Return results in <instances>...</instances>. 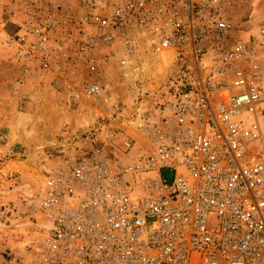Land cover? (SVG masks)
I'll return each instance as SVG.
<instances>
[{
  "label": "built area",
  "instance_id": "1",
  "mask_svg": "<svg viewBox=\"0 0 264 264\" xmlns=\"http://www.w3.org/2000/svg\"><path fill=\"white\" fill-rule=\"evenodd\" d=\"M248 1L84 0L71 17L46 0L5 35L71 104L98 100L107 64L137 93L118 146L75 147L27 200L37 264H264V0Z\"/></svg>",
  "mask_w": 264,
  "mask_h": 264
},
{
  "label": "rangeland",
  "instance_id": "2",
  "mask_svg": "<svg viewBox=\"0 0 264 264\" xmlns=\"http://www.w3.org/2000/svg\"><path fill=\"white\" fill-rule=\"evenodd\" d=\"M43 1L46 0H12L10 5V0H4L5 9L0 15L4 20L9 14L19 20L26 14L42 15ZM58 4L71 17L88 12L83 9V3L76 7ZM244 10H238L237 17ZM261 10L264 11V7ZM11 26L5 24L8 34L13 33ZM107 50L104 43H98L99 55L106 54ZM154 75V82L158 84L164 73L148 74ZM93 76L104 85L96 102L82 100L70 104L61 94L57 78L45 75L31 77L28 88L12 107L6 104L12 122L9 138L0 128V264H37L42 221L29 211L27 200L40 189L43 175L57 168L65 156L75 155V147L94 146L109 151L119 145L124 129L127 133L133 130L126 120L137 93L126 86L114 64L104 65L97 75L90 77ZM88 77L81 71L74 79ZM148 88H151L149 84L145 90ZM93 126L96 133L82 135V142L76 144L75 137Z\"/></svg>",
  "mask_w": 264,
  "mask_h": 264
},
{
  "label": "crops",
  "instance_id": "3",
  "mask_svg": "<svg viewBox=\"0 0 264 264\" xmlns=\"http://www.w3.org/2000/svg\"><path fill=\"white\" fill-rule=\"evenodd\" d=\"M67 7L83 3V0H57ZM4 0H0V14L5 9ZM12 5V0H10ZM83 9H88L85 5ZM10 13V12H9ZM16 15H8L4 20L0 15V128L6 131V137L11 136V119L8 117V109L6 104L12 107L15 100H18L22 94L26 91L27 84L29 83L30 77L26 73H22L19 64L15 61L14 52L12 49L2 47L8 32L5 29V24L13 25V32L16 30V24L19 22V18ZM12 34V33H11ZM60 92L63 95L62 85L59 81ZM64 96V95H63ZM65 98V96H64ZM66 99V98H65ZM71 104V103H70ZM10 142V141H9Z\"/></svg>",
  "mask_w": 264,
  "mask_h": 264
},
{
  "label": "trees",
  "instance_id": "4",
  "mask_svg": "<svg viewBox=\"0 0 264 264\" xmlns=\"http://www.w3.org/2000/svg\"><path fill=\"white\" fill-rule=\"evenodd\" d=\"M162 175H163L164 178L168 177V173L167 172H163Z\"/></svg>",
  "mask_w": 264,
  "mask_h": 264
}]
</instances>
